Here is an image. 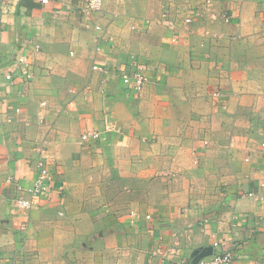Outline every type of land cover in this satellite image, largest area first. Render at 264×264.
Wrapping results in <instances>:
<instances>
[{
	"label": "crops",
	"instance_id": "0c3cea01",
	"mask_svg": "<svg viewBox=\"0 0 264 264\" xmlns=\"http://www.w3.org/2000/svg\"><path fill=\"white\" fill-rule=\"evenodd\" d=\"M87 1L0 4V264H264V0Z\"/></svg>",
	"mask_w": 264,
	"mask_h": 264
},
{
	"label": "built area",
	"instance_id": "2783aa9c",
	"mask_svg": "<svg viewBox=\"0 0 264 264\" xmlns=\"http://www.w3.org/2000/svg\"><path fill=\"white\" fill-rule=\"evenodd\" d=\"M5 0H0V4L4 3ZM42 4H45L47 0H40ZM101 0H88L86 2V5L84 6L82 13L85 17L89 18L91 15H93L95 12L99 11L101 8ZM225 22L229 20L228 17L223 18ZM190 19H185V23H189ZM176 39L172 38L171 42H175ZM19 64H24L25 60L23 57L18 58ZM92 70H97L96 66L92 67ZM23 78H28L27 74H23ZM6 80H10V75L5 76ZM121 81L122 84L130 89L134 94H140L143 89L145 88V85L148 81L147 76L144 73V67L143 64L140 62H137L135 60L131 61L129 63V66H127V70L124 71L121 74ZM215 98H220L222 96L219 92H214L212 94ZM86 99V97H83ZM98 138L97 132H85L81 136V140L83 142H87L89 139H95ZM207 141L204 142V145H207ZM262 147H264V144H262ZM51 180L50 174L46 168V165L43 161H40L38 163V172L36 175V178L33 182V185L31 188H29L26 193L29 195L28 198L18 197L14 199L15 205L23 210H30L35 206L37 200L47 193L50 189V185L48 182ZM20 190V188H19ZM247 196L252 197L253 195L251 193L247 194ZM147 219H149V216H146ZM219 244L214 243L213 249L216 251L212 252L210 255L200 258L196 264H231L232 262V253L230 251H222L219 250Z\"/></svg>",
	"mask_w": 264,
	"mask_h": 264
},
{
	"label": "water",
	"instance_id": "95a60500",
	"mask_svg": "<svg viewBox=\"0 0 264 264\" xmlns=\"http://www.w3.org/2000/svg\"><path fill=\"white\" fill-rule=\"evenodd\" d=\"M211 253H212V252H211ZM211 253H209V254H207V255H199L197 258L194 259V261H193L192 264H196V262H197L200 258L205 257V256H208V255H210Z\"/></svg>",
	"mask_w": 264,
	"mask_h": 264
}]
</instances>
